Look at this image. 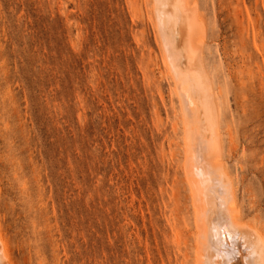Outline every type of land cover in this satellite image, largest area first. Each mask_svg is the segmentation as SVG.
I'll list each match as a JSON object with an SVG mask.
<instances>
[{
	"label": "rangeland",
	"instance_id": "obj_1",
	"mask_svg": "<svg viewBox=\"0 0 264 264\" xmlns=\"http://www.w3.org/2000/svg\"><path fill=\"white\" fill-rule=\"evenodd\" d=\"M152 4L0 0V224L12 264H190L180 97L159 70L168 46ZM189 5L228 107L217 149L240 225L264 235V0Z\"/></svg>",
	"mask_w": 264,
	"mask_h": 264
},
{
	"label": "bare ground",
	"instance_id": "obj_2",
	"mask_svg": "<svg viewBox=\"0 0 264 264\" xmlns=\"http://www.w3.org/2000/svg\"><path fill=\"white\" fill-rule=\"evenodd\" d=\"M152 5L153 13L155 12L157 21L161 26V37L165 40L163 46H168L167 52L164 50L165 47L159 49L161 50V55L159 53L161 64L159 70L162 77L170 78L173 81V86L177 89L180 97V103H177L181 106V121L179 122H181L183 129L181 133L185 144V147L183 146L185 154L181 151L183 150L182 147H178L181 150H177L185 155L184 157L181 156L184 164L181 163L180 165L183 164L182 174L185 176H182L185 177V179L183 178L184 182L186 180L184 185L189 190L190 207L192 205L194 209L191 207L194 212V216H192L194 244H191L193 251L189 256L191 262L188 261V263L264 264V235L257 230L240 225L236 179L234 180L227 170L223 161L225 158L222 160L220 151L218 153L217 148L220 141L218 137L222 135L219 132L223 129H220L221 119L226 121L228 107H224L223 92H221L223 106L219 99V104L222 107L219 106L217 97L213 92L212 75L207 64L208 59L213 63L209 45L207 46L205 39L202 38V40L201 36L199 40H196L198 38H196V34L194 35L196 28H200L199 25L202 23L199 21L200 24L196 26L197 14L194 7L193 10L190 9L192 7H189V0H153ZM201 29L202 27L199 30ZM212 69L215 86L216 84L220 86L222 83L219 82L221 81L216 80L220 76V70L215 65H212ZM171 86L170 88L173 89ZM219 86L218 88H220ZM178 110L180 111L179 108ZM174 119L172 122L173 132L178 129L173 128L177 121ZM174 127L178 126L175 125ZM172 131L171 133H173ZM176 132L173 134L174 137ZM179 138L180 136L177 139L181 140ZM217 140L219 141L217 142ZM173 141L176 142L177 140H172L171 143L174 144ZM177 142L171 147L177 146ZM216 143H218L217 147L215 146ZM215 147L217 151H215ZM178 156L180 157V155ZM182 188L187 190L184 189V186ZM186 201L188 202V199ZM226 238L227 247L224 246ZM189 246L188 248L191 249ZM186 251L180 252L184 255ZM181 257L183 256L181 255ZM189 257L185 254L183 258L187 261ZM180 263L184 264L182 261ZM0 264H12L7 244L2 237L1 224Z\"/></svg>",
	"mask_w": 264,
	"mask_h": 264
},
{
	"label": "snow or ice",
	"instance_id": "obj_3",
	"mask_svg": "<svg viewBox=\"0 0 264 264\" xmlns=\"http://www.w3.org/2000/svg\"><path fill=\"white\" fill-rule=\"evenodd\" d=\"M224 246L227 247V238H226V240H225V244H224Z\"/></svg>",
	"mask_w": 264,
	"mask_h": 264
}]
</instances>
